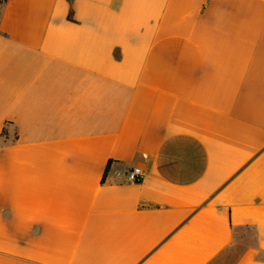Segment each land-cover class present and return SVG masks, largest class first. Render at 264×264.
Segmentation results:
<instances>
[{
    "label": "crops",
    "instance_id": "0c3cea01",
    "mask_svg": "<svg viewBox=\"0 0 264 264\" xmlns=\"http://www.w3.org/2000/svg\"><path fill=\"white\" fill-rule=\"evenodd\" d=\"M0 264H264V0H0Z\"/></svg>",
    "mask_w": 264,
    "mask_h": 264
},
{
    "label": "built area",
    "instance_id": "2783aa9c",
    "mask_svg": "<svg viewBox=\"0 0 264 264\" xmlns=\"http://www.w3.org/2000/svg\"><path fill=\"white\" fill-rule=\"evenodd\" d=\"M144 177H145V173L141 168H135L127 174L128 181L135 183L141 182L144 179Z\"/></svg>",
    "mask_w": 264,
    "mask_h": 264
}]
</instances>
